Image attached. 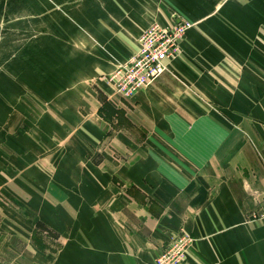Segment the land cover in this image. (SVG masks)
I'll list each match as a JSON object with an SVG mask.
<instances>
[{
  "label": "crops",
  "instance_id": "1",
  "mask_svg": "<svg viewBox=\"0 0 264 264\" xmlns=\"http://www.w3.org/2000/svg\"><path fill=\"white\" fill-rule=\"evenodd\" d=\"M181 19L194 23L182 53L150 85L125 99L100 82L130 55L117 31ZM0 41H44L50 56L28 86L43 102L24 91L11 108L60 112L43 140L0 131V258L34 254L37 221H59L78 264H151L180 231L185 264H264V0H0ZM54 154L81 185L52 180Z\"/></svg>",
  "mask_w": 264,
  "mask_h": 264
},
{
  "label": "rangeland",
  "instance_id": "2",
  "mask_svg": "<svg viewBox=\"0 0 264 264\" xmlns=\"http://www.w3.org/2000/svg\"><path fill=\"white\" fill-rule=\"evenodd\" d=\"M156 21L151 22L145 29L142 30H132V31H117L116 32V41H122L119 40L125 39L124 41H132V43L129 46V52L130 55L128 57H125L126 59L120 60L119 58L123 57L122 53L120 56L117 54V57H113V67L110 72L105 73L100 79V82L105 84V86L109 87L111 89V92H114V88L112 83L109 81L110 75L116 71L121 65H124L125 63L129 62L138 52L139 50V41L143 33L151 27ZM119 33H123L124 35H119ZM126 36V37H125ZM180 50L178 55L174 58L176 59L179 57L182 53V46L180 44ZM119 48V47H118ZM116 48L117 50L121 48ZM123 49L126 50V47L123 46ZM50 59L49 53H47L44 45V41H0V118L5 121L4 127H0V131L4 133V137L6 138V134H13L17 132L21 135L29 133V135H32V137H36L40 140H43V131H44V124H45V116L47 117L49 113L53 118H60V112L59 111H49L45 110L43 108L37 107L33 111V114H30L29 111H19V110H13L11 107L13 105L19 104V99H21V96H24V91L28 92L30 91V95L32 97L36 98V102L38 103V100L43 102L39 92L34 91L35 88L28 89V86H33L29 80L33 81V74L35 72H41L49 70V62L47 60ZM173 60V59H172ZM46 61V63H45ZM170 61V60H169ZM169 69V68H168ZM22 89L21 94L17 93L16 89ZM108 89V88H107ZM36 92V93H35ZM104 94V93H103ZM20 95V96H19ZM105 95V94H104ZM106 94L105 96H107ZM123 98V97H122ZM130 99V98H129ZM197 101L207 103V99L203 97V95L196 94ZM34 100V99H33ZM15 102V103H14ZM64 113L67 116V121L70 122L72 120V111H64ZM63 113V116H65ZM32 119L34 123L38 124H32L31 130L29 131V126L24 124L23 119ZM39 122L42 124H39ZM29 131V132H28ZM58 157V159H52L53 167H52V180L56 181L57 176H60L61 174L59 172H62L68 181L74 183H78L79 185L82 184V179H80V176L74 173V166H70L71 161L73 159L71 158H63L59 157L58 154H54V157ZM118 160V159H117ZM56 161H60L61 164H56ZM58 165V166H57ZM89 177H92L91 174H86ZM102 181V179H101ZM86 183V181H83ZM85 187V186H84ZM81 189L77 188L76 186H69L68 194L70 196H74V198L77 197V193ZM80 193V192H79ZM77 199H79V194ZM88 201L90 202L92 200V191L91 189H83L82 192ZM102 193V191H101ZM54 208V207H53ZM79 206H74L72 208V213H77L76 210ZM91 206L87 205L85 209H87L91 213ZM100 213L108 214L110 213L108 211L107 206H101L99 207ZM110 215H112L110 213ZM83 217V216H82ZM52 223H54L56 220L55 214L51 213ZM76 218V215H74V219ZM84 218V217H83ZM59 222V221H58ZM56 222L55 226L49 227L46 224H44L41 221H37L34 231H33V245L36 248V251L34 254L29 252V255L21 254L18 257H14L11 259V256L4 254L1 256L0 261L2 260L3 264H78L77 263V256L71 252L72 248L69 243V239L65 240L69 237H61L60 231H59V223ZM118 226L121 228L122 231H124L126 234L129 233L128 227L123 224L122 222L118 224ZM181 235H190L189 233L185 231H180L177 233L171 234L169 238V242L167 247L159 254V250L154 254L153 260L151 264H159V256H161L170 246V243L173 241L174 238L180 237ZM130 236V235H129ZM192 238L193 236L190 235ZM156 248V246L154 247ZM158 248V247H157ZM188 249V248H187ZM186 258H187V251H186ZM186 258L184 261V264L186 262ZM81 264H91L90 262L87 263H81Z\"/></svg>",
  "mask_w": 264,
  "mask_h": 264
},
{
  "label": "built area",
  "instance_id": "3",
  "mask_svg": "<svg viewBox=\"0 0 264 264\" xmlns=\"http://www.w3.org/2000/svg\"><path fill=\"white\" fill-rule=\"evenodd\" d=\"M193 26L194 23L186 19L168 25L159 22L151 25L141 36L136 55L110 75L115 94L125 99L132 98L167 71L168 61L178 55L181 42ZM255 217L264 218V209L255 213ZM192 240L190 235L174 238L159 256V264H184Z\"/></svg>",
  "mask_w": 264,
  "mask_h": 264
}]
</instances>
